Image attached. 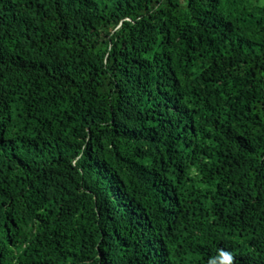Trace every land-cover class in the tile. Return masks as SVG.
I'll return each mask as SVG.
<instances>
[{"label": "trees", "instance_id": "1", "mask_svg": "<svg viewBox=\"0 0 264 264\" xmlns=\"http://www.w3.org/2000/svg\"><path fill=\"white\" fill-rule=\"evenodd\" d=\"M0 264H264V0H0Z\"/></svg>", "mask_w": 264, "mask_h": 264}]
</instances>
